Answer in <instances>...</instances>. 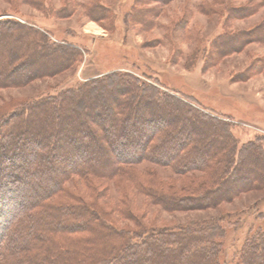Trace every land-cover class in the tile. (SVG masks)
<instances>
[{
  "label": "trees",
  "instance_id": "trees-1",
  "mask_svg": "<svg viewBox=\"0 0 264 264\" xmlns=\"http://www.w3.org/2000/svg\"><path fill=\"white\" fill-rule=\"evenodd\" d=\"M203 1L198 8L209 12L221 0ZM261 5L264 6V0ZM89 10L114 22L119 14L100 2ZM130 14L128 10L123 15L124 24L129 27ZM50 36L35 23L0 21V88L31 81L34 73L29 69L30 64H37L43 75H53L50 73L68 69L86 53L66 41L55 43ZM241 36L233 41L243 44L248 35ZM259 36L264 37V25L260 27ZM217 37L213 38L217 48L225 47L226 42H223L231 38L229 33ZM210 53L211 45L204 47L196 62L204 66ZM52 56H59L61 61L50 60ZM43 60H49L46 66ZM106 89L119 92L114 98L108 95L109 103L101 95L96 96L97 90L105 93ZM148 92L161 93L133 75L114 73L94 78L54 97L38 99L36 103L27 101L14 113L0 114V125L4 127L0 134V264H226L222 251L226 231L243 226L240 214H227L177 228H146L136 222L138 226L130 229L117 228L100 210L83 200L67 204L49 202L63 193L62 182L67 175L80 179L128 176L131 168L142 162L169 168L175 174L210 170L209 186L206 183L190 191L184 189V193H194V196H179L172 189H144L156 205L168 211L211 208L242 191L264 189V172L257 168L249 169L254 178L242 187L231 178L233 175V179H239L241 175L237 165L254 162L264 167V151L260 146L251 142L238 147L230 133V124L216 118L218 121H213L221 134L216 133L212 139L200 136L198 129L186 119V115L194 111L189 104L183 117L187 124L174 127L173 122L179 121L180 116L157 112L168 105L167 101L177 102L173 91L158 96L160 102L156 100V106L151 105L154 111L136 109L131 114L130 107H136L129 106L125 99L151 103L152 99L144 96ZM93 100L94 104L90 105L88 102ZM139 103L135 105L138 107ZM123 104L125 111L120 109ZM83 111L84 120H90L75 122L77 119L73 117ZM26 114L32 118L25 125L23 115ZM200 117L209 116L201 113ZM169 118L174 121L170 122ZM22 123L24 130L19 129ZM16 137H23L28 149H14ZM5 140L9 142L8 149L3 146ZM31 144L34 145L30 147ZM252 149L258 152L257 158L251 153ZM102 156L111 161L107 169L94 161L98 157L102 160ZM50 159L62 160V164L55 162L49 167L46 161ZM60 165H63L61 170ZM24 189L25 194H22ZM259 201L263 202L264 198ZM120 212L126 216L124 210ZM259 221L262 223L251 225L241 247L233 252L231 264H264V217Z\"/></svg>",
  "mask_w": 264,
  "mask_h": 264
},
{
  "label": "rangeland",
  "instance_id": "rangeland-1",
  "mask_svg": "<svg viewBox=\"0 0 264 264\" xmlns=\"http://www.w3.org/2000/svg\"><path fill=\"white\" fill-rule=\"evenodd\" d=\"M98 2L113 12H119L116 22L100 18L89 10ZM202 4L203 0H0V21L10 19L35 23L37 28L51 34L55 43L66 41L86 51L79 62L66 70L50 73L53 75H43L37 69L40 68L37 64H30L29 69L34 73L31 81L0 88V114L14 113L22 103H36L38 99L54 97L94 78L123 73L133 75L161 92H155V95L154 92L145 93L144 96L152 99L151 103L138 102L139 108L136 100L126 98L125 103L136 107H130L131 114L136 109L147 113L152 109L154 111L151 105L156 106V100L160 102L158 96L173 91L178 97L177 102L167 101L168 105L157 112H164L170 117L173 112L176 117L180 116L179 121L173 122L174 127L187 124L183 117L189 104L194 111L186 115V119L198 129L200 136L212 139L216 133L221 134L215 125L216 119H221L230 124V133L238 147L255 142L264 151V37L259 36L260 27L264 25V6L261 0H221L208 12L202 7L198 8ZM128 10L132 19L130 27L126 25V28L123 15ZM225 33H229L231 38L223 42H226L225 47L217 48L213 38ZM245 34L248 36L243 44L239 45L238 40L233 41ZM219 41L222 42L217 39ZM210 45L211 53L203 66L201 62H196V58L204 47ZM50 60L61 61V58L52 56ZM48 62L43 60V65L46 66ZM106 90L109 92L97 90L96 96L101 95L107 100L108 95L114 98L119 93ZM88 103L93 105L94 100ZM120 109L127 110L124 104ZM201 113L209 117L201 119ZM84 114L85 111L76 113L73 117L77 119L75 122L90 120H84ZM31 118L23 115L25 125ZM171 119L174 121V118ZM23 127L22 123L19 129L24 130ZM10 129L7 132L10 133ZM3 131L4 127L0 125V134ZM26 139L29 141L28 137ZM16 140L14 149H28L23 144V137H16ZM2 143L8 149L9 142L5 140ZM258 147L255 148L257 151L260 150ZM53 148L52 144V153ZM251 153L257 158L258 152L252 149ZM94 161H99L104 169L111 162L103 156L102 160L98 157ZM55 162L62 164V160L53 159L46 161V164L50 167ZM62 167L60 165L58 169ZM237 167L241 168L239 179H233V175L231 178L240 187L246 185L251 177L254 178L252 174L250 176L249 169L257 168L259 172H264V167L254 162ZM181 174L142 162L133 166L128 176L109 179L89 176L80 179L67 175L62 182L63 193L49 202L67 204L83 200L100 210L117 228L130 229L138 226L136 222L146 228H177L218 216L240 214L244 220L243 226L232 232L227 229L222 247L224 261L231 264L233 252L241 247L251 225L262 223L259 220L261 216L264 217V201L259 200L264 198V189L242 191L211 208L176 211L156 205L144 192V189L150 188L172 189L177 195L186 197L195 194L184 193V189L190 191L206 183L209 186L210 170H192ZM22 191L25 194V189ZM120 210H124L126 216Z\"/></svg>",
  "mask_w": 264,
  "mask_h": 264
}]
</instances>
